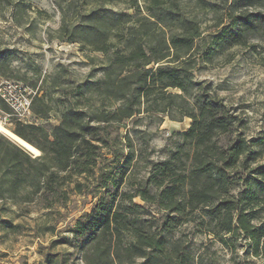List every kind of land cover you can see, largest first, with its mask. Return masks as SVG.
I'll list each match as a JSON object with an SVG mask.
<instances>
[{
    "label": "trees",
    "instance_id": "obj_1",
    "mask_svg": "<svg viewBox=\"0 0 264 264\" xmlns=\"http://www.w3.org/2000/svg\"><path fill=\"white\" fill-rule=\"evenodd\" d=\"M163 2L153 0L154 4ZM262 3L232 0L230 33L217 34L214 45L201 55L203 60L211 62L224 45L239 43L247 32L264 25V13L242 10L234 15ZM147 9L149 12L138 18L140 22L130 24L133 17L125 11L106 16L107 12L92 10L80 25L73 26L84 41L94 37L96 44L108 41L113 29L126 28L122 46L108 57L109 66L95 82L101 104L88 109L66 107L51 131L17 120L11 131L38 148L37 155L0 132V202L66 205L70 190L82 193L89 189L100 151L114 147L119 139L114 128L118 131L126 120L145 111L179 119L188 116L191 125L182 132L176 149L152 161L148 175L131 191L121 190L136 156L131 137L126 135L129 151L122 166L115 176L102 175L97 184L105 188L112 182L115 191H107L75 226L86 263L135 264L141 258L140 264H197L191 247L182 237H174L178 214L188 215L187 222L195 221L189 215L199 214V231L225 244L229 243L227 235L245 232L254 255L264 258V222H254L259 208L264 209L260 202L264 191V132L242 136L237 132L238 116L232 108L216 91L194 81L189 63L195 61L197 47L206 39L199 23L182 16L174 6L163 7L162 12ZM136 12L141 14L139 8ZM167 21L176 28L168 29ZM100 49L109 55L107 45ZM37 100L41 102L39 109ZM105 100L111 101V108L103 107ZM0 103L11 111L1 98ZM32 109L41 116L49 113L48 103L37 95ZM113 154L120 161L121 156ZM242 170L248 171L245 186L236 193L234 181L242 177H238ZM249 174L257 178L255 183ZM136 197L144 203L134 202ZM136 207L142 213L135 212ZM162 210L166 213L158 215ZM148 213L150 216H145Z\"/></svg>",
    "mask_w": 264,
    "mask_h": 264
},
{
    "label": "rangeland",
    "instance_id": "obj_2",
    "mask_svg": "<svg viewBox=\"0 0 264 264\" xmlns=\"http://www.w3.org/2000/svg\"><path fill=\"white\" fill-rule=\"evenodd\" d=\"M231 2L164 0L154 4L153 0H0V80H21L33 86L37 96L48 103L49 113L41 116L33 110L31 120L51 131L60 122L66 107L88 109L101 104L95 82L103 77L104 68L109 66L108 57L117 54L125 40L123 34L126 28L113 29L108 41L96 44L93 43L94 37L91 41H84L73 26L80 25L92 10L107 12L103 13L106 16L125 11L133 17L130 24L140 22L137 20L140 15L149 12L147 8L161 11L165 6H174L182 16L194 18L206 37L197 47L195 61L189 63L194 81L210 91H216L232 108L238 116L237 132L246 137L257 136L264 132V25L247 32L241 42L224 45L211 62L201 57L206 48L214 45L217 34L230 33ZM137 8L141 14L136 12ZM242 10L264 13V0L261 5L242 8L234 15ZM167 23L168 29L176 28L170 21ZM106 45L109 55L100 49ZM110 102L105 100L103 107L111 108ZM40 107L41 102L37 100L36 108ZM0 121L9 130L17 121L11 111L3 109L1 103ZM191 122L192 118L188 116L179 119L162 116L155 111L137 113L126 120L118 131L114 128V135L119 134V139L114 147H105L100 151L89 189L85 188L82 193L70 190L66 205L46 207L43 201L21 205L0 202V264H87L81 241L76 238L75 226L78 218L86 217L100 198L108 194L107 191H115L112 182L105 188L97 187V184L102 175L111 173L115 176L122 166L129 151L126 135L131 137L136 156L127 173L131 178L126 175L121 190L131 191L148 175L152 161H159L176 149L182 141V132L190 127ZM114 152L121 156L120 161ZM247 172L242 170L238 174L242 177L234 181L236 193L243 190ZM248 177L253 183L257 181L252 174ZM134 202L144 203L140 197L134 198ZM260 202L264 203V191ZM125 203L130 205L131 202ZM146 207L150 209L148 205ZM135 209V212L142 213L141 208ZM164 213L165 210H162L158 215ZM145 216H150V213ZM189 216H194L195 221L187 222L184 220L188 215H177L175 219L179 225L174 237H182L191 247L195 263L264 264V258L254 255L251 240L245 232L227 235L229 243L225 244L220 238L199 231L202 229L198 224L199 214ZM257 216L255 223L264 222L262 207ZM262 240L264 242V235ZM141 261L138 258L135 264Z\"/></svg>",
    "mask_w": 264,
    "mask_h": 264
},
{
    "label": "built area",
    "instance_id": "obj_3",
    "mask_svg": "<svg viewBox=\"0 0 264 264\" xmlns=\"http://www.w3.org/2000/svg\"><path fill=\"white\" fill-rule=\"evenodd\" d=\"M37 90L30 84L14 79L0 80V98L18 121L32 123L33 99Z\"/></svg>",
    "mask_w": 264,
    "mask_h": 264
},
{
    "label": "bare ground",
    "instance_id": "obj_4",
    "mask_svg": "<svg viewBox=\"0 0 264 264\" xmlns=\"http://www.w3.org/2000/svg\"><path fill=\"white\" fill-rule=\"evenodd\" d=\"M0 131L9 134L12 138L18 140L19 142H21L22 144H24L25 146H27V148H29V150L32 151V152H34L35 154H39L40 153V150L38 148H36L32 144H30L29 142H27L26 140H24L23 138H21L20 136H18L17 134H15L14 132H12L11 130H9L4 125V123L1 122V121H0Z\"/></svg>",
    "mask_w": 264,
    "mask_h": 264
},
{
    "label": "water",
    "instance_id": "obj_5",
    "mask_svg": "<svg viewBox=\"0 0 264 264\" xmlns=\"http://www.w3.org/2000/svg\"><path fill=\"white\" fill-rule=\"evenodd\" d=\"M13 140H15L16 142H18L19 144H21L22 146H24L25 148H27V146H25L24 144H22L21 142H19L18 140L14 139V138H11ZM29 150V148H27Z\"/></svg>",
    "mask_w": 264,
    "mask_h": 264
}]
</instances>
